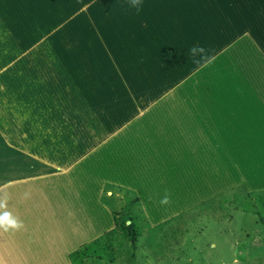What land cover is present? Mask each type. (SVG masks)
I'll list each match as a JSON object with an SVG mask.
<instances>
[{
	"label": "rangeland",
	"instance_id": "374dc122",
	"mask_svg": "<svg viewBox=\"0 0 264 264\" xmlns=\"http://www.w3.org/2000/svg\"><path fill=\"white\" fill-rule=\"evenodd\" d=\"M30 10L27 28L12 30L16 44L1 53L28 47L59 79L84 83L59 108L20 95L55 148L82 155L138 115L146 137L162 144L153 167L163 160L176 192L200 196L192 188L196 158L205 180L219 179V190L205 184L203 201L154 225L140 206L124 205L122 190L105 186L102 202L116 224L109 253L89 264H264V141L245 139L254 123L245 106L264 102V0H138V7L134 0H36ZM15 114L16 123L25 118L21 108ZM22 244L16 253L27 252Z\"/></svg>",
	"mask_w": 264,
	"mask_h": 264
},
{
	"label": "crops",
	"instance_id": "0c3cea01",
	"mask_svg": "<svg viewBox=\"0 0 264 264\" xmlns=\"http://www.w3.org/2000/svg\"><path fill=\"white\" fill-rule=\"evenodd\" d=\"M27 2L35 4L36 0H0V12L5 14L0 16V29H6L0 33V53L5 51L6 43L16 44V41L12 43V30L27 28L31 11V4ZM15 11H18V21L14 19ZM19 42L22 39L19 38ZM71 70L69 63L62 72L69 78ZM57 71L54 67L48 68L38 53H29L28 47L19 54L0 55V87L9 93L4 101L0 100V109H7L0 112V201L6 202V208L0 212L9 211L23 222L20 230L4 231V239L0 233V241L5 244L0 252V264H70L72 251L115 228L112 209L102 202L105 186L122 190L125 194L119 196L124 205L140 206L150 225L177 214L179 207L184 213L203 201L205 184L220 189L219 179L205 180V164L196 158L193 172L197 175H193L196 182L193 181L192 188L201 189L200 196L189 199L181 189L176 192L178 185L169 178L163 160L153 167L162 144L146 137L148 127L138 115L112 135L97 139L82 155L73 152L75 154L69 156L70 151L55 148L20 95L26 94V99L31 101L38 98L39 102L57 104L56 108L62 102L73 100L76 88H83V81L75 87L59 79ZM64 74L61 75L64 77ZM96 85L91 84L90 88ZM99 88L102 87L99 85ZM17 108H21L25 116L19 118V123L13 119ZM245 108L246 120L254 122L247 127L245 139L264 141V102H251V106ZM87 127L84 125L82 130ZM239 131L238 128L231 131L232 140ZM247 132L250 137H246ZM144 150L151 152L149 157L144 156ZM216 152L214 148L211 172L217 175ZM165 198L167 203H162ZM81 221L86 223L83 228ZM23 242L28 244L27 252L20 247L22 253H16L13 247L22 246Z\"/></svg>",
	"mask_w": 264,
	"mask_h": 264
},
{
	"label": "trees",
	"instance_id": "16d2710c",
	"mask_svg": "<svg viewBox=\"0 0 264 264\" xmlns=\"http://www.w3.org/2000/svg\"><path fill=\"white\" fill-rule=\"evenodd\" d=\"M124 224L130 229L133 228L131 223L126 225L125 222ZM113 230L114 228L90 242L82 244L72 251L69 254L70 264H89L88 260L93 256L101 260L103 254L109 253L110 244L108 243V240L110 241L109 237L113 234Z\"/></svg>",
	"mask_w": 264,
	"mask_h": 264
},
{
	"label": "clouds",
	"instance_id": "9594fccd",
	"mask_svg": "<svg viewBox=\"0 0 264 264\" xmlns=\"http://www.w3.org/2000/svg\"><path fill=\"white\" fill-rule=\"evenodd\" d=\"M134 6L138 7V0H134ZM193 53L197 51V49H192ZM27 193H25V197L27 198ZM162 203H167V198H165ZM6 208V202L0 201V209ZM23 227V222L19 221L18 218L14 217L9 211L0 212V229L4 231L11 230H20Z\"/></svg>",
	"mask_w": 264,
	"mask_h": 264
}]
</instances>
